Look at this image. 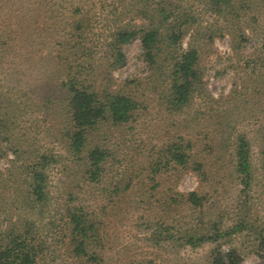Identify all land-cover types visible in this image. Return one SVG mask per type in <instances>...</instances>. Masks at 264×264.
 I'll use <instances>...</instances> for the list:
<instances>
[{
    "label": "rangeland",
    "instance_id": "1",
    "mask_svg": "<svg viewBox=\"0 0 264 264\" xmlns=\"http://www.w3.org/2000/svg\"><path fill=\"white\" fill-rule=\"evenodd\" d=\"M158 3L187 20L177 47L199 53L201 84L179 112L166 104L164 52L150 64L138 36L122 47L123 65L111 53L119 28H162ZM68 77L138 105L127 123L102 122L79 153L65 136ZM241 137L247 188L236 172ZM176 143L185 165L170 161ZM94 147L106 152L97 181ZM42 154L54 161L43 203L30 188ZM74 212L93 227L84 253ZM188 233L216 240L193 247L180 239ZM11 235L35 264H212L217 251L264 264V0H0V249Z\"/></svg>",
    "mask_w": 264,
    "mask_h": 264
},
{
    "label": "trees",
    "instance_id": "2",
    "mask_svg": "<svg viewBox=\"0 0 264 264\" xmlns=\"http://www.w3.org/2000/svg\"><path fill=\"white\" fill-rule=\"evenodd\" d=\"M157 15L162 20V28L155 29H117L113 36L112 56L114 62L119 66L124 64V53L122 47L134 38L141 39L142 53L150 64H154L159 60L158 56L164 52L165 59L162 61L167 65L168 82L166 104L173 112L182 111L188 106L192 99V95L196 91V87L201 84L202 77L199 68V53L189 47L184 50L178 45L183 32V26L187 20H181V15H177L174 11L167 13L166 9L158 3ZM172 16L174 19L172 20ZM166 31H162L165 28ZM164 48V49H163ZM57 56L54 57L56 60ZM59 59V58H57ZM62 66L61 63H59ZM65 66V65H63ZM62 66V67H63ZM63 86L69 97V115H68V130L65 134L69 140V145L72 151L79 153L89 141L90 134L93 130L104 121H111L113 124L127 123L133 112L137 109V102L128 95L119 92H103L85 85L78 81L76 77H68ZM189 146H186V148ZM170 161L178 165H185L188 161L187 153L181 143L173 144L168 151ZM106 156V152L98 147H94L88 155L89 159V178L92 181H97L101 172L100 165ZM236 172L240 177L241 183L247 188L250 184L251 165L249 162L248 143L241 137L236 148ZM54 161L50 160L45 154H42V163L32 167L30 171V188L32 194L37 201L45 200L46 175L45 170ZM42 165V167H41ZM192 204L201 206L202 199L197 193L188 194L187 198ZM73 224V237L77 245L79 253L85 252L84 244L90 237L93 227H86V219L83 214L74 212L71 217ZM244 222H240L234 227L233 231H239ZM228 234V233H225ZM219 237V236H218ZM180 239L185 243L195 247L205 241H214L216 237L209 235H198L196 233H188ZM261 244L264 246V237L261 239ZM36 254L33 249L27 244L25 239L19 236L11 235L7 243L0 249V264H35ZM264 261V256L262 257ZM212 264H241L240 257L235 252L222 253L217 251L213 256Z\"/></svg>",
    "mask_w": 264,
    "mask_h": 264
}]
</instances>
